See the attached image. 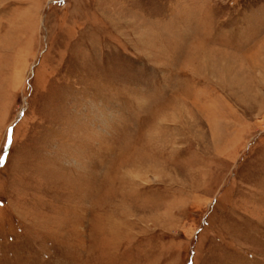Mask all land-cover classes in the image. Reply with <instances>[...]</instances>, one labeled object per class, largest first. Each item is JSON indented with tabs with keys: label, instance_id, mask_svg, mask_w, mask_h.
Here are the masks:
<instances>
[{
	"label": "rangeland",
	"instance_id": "rangeland-1",
	"mask_svg": "<svg viewBox=\"0 0 264 264\" xmlns=\"http://www.w3.org/2000/svg\"><path fill=\"white\" fill-rule=\"evenodd\" d=\"M0 157V264H264V0H0Z\"/></svg>",
	"mask_w": 264,
	"mask_h": 264
},
{
	"label": "snow or ice",
	"instance_id": "snow-or-ice-1",
	"mask_svg": "<svg viewBox=\"0 0 264 264\" xmlns=\"http://www.w3.org/2000/svg\"><path fill=\"white\" fill-rule=\"evenodd\" d=\"M11 143H12V140L9 139L8 144L10 145ZM0 163H3V158L2 157H0Z\"/></svg>",
	"mask_w": 264,
	"mask_h": 264
}]
</instances>
